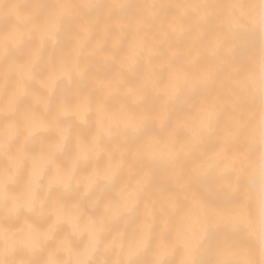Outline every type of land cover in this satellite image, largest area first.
Returning <instances> with one entry per match:
<instances>
[{
	"label": "bare ground",
	"instance_id": "6f19581e",
	"mask_svg": "<svg viewBox=\"0 0 264 264\" xmlns=\"http://www.w3.org/2000/svg\"><path fill=\"white\" fill-rule=\"evenodd\" d=\"M260 11L0 0V261H259Z\"/></svg>",
	"mask_w": 264,
	"mask_h": 264
},
{
	"label": "snow or ice",
	"instance_id": "6c2138e0",
	"mask_svg": "<svg viewBox=\"0 0 264 264\" xmlns=\"http://www.w3.org/2000/svg\"><path fill=\"white\" fill-rule=\"evenodd\" d=\"M260 19L259 25L261 30V67L262 73H264V0H260ZM260 103H261V111H262V119L260 125V168L262 175V196H261V220H260V240H261V259L256 261L254 259H246L242 261H229L227 264H264V74H262L261 83H260ZM238 134L243 135L247 138L250 133L243 131L242 128L237 129ZM243 169H239L235 175V180L239 182L242 176ZM8 200V188L6 184H0V204L6 202ZM34 200L33 189L31 185L26 186L25 188V204L30 206L32 201ZM15 210V206L9 211L12 212ZM233 227L238 231L241 227L240 223L237 222L233 225ZM144 241L138 240L136 242V251L139 253L143 250ZM200 247L199 242L190 246L187 249L186 259L182 262V264H224L221 261H200L195 259L197 255V250ZM0 264H7L5 261H0ZM127 264H139L138 261L129 260ZM152 264H158V262H152Z\"/></svg>",
	"mask_w": 264,
	"mask_h": 264
},
{
	"label": "rangeland",
	"instance_id": "374dc122",
	"mask_svg": "<svg viewBox=\"0 0 264 264\" xmlns=\"http://www.w3.org/2000/svg\"><path fill=\"white\" fill-rule=\"evenodd\" d=\"M259 214L256 212V211H252V218H253V221H256L257 218H258Z\"/></svg>",
	"mask_w": 264,
	"mask_h": 264
}]
</instances>
